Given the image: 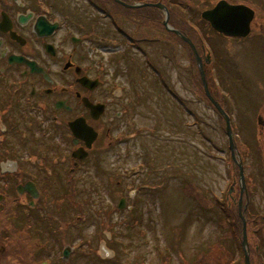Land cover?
I'll return each mask as SVG.
<instances>
[{
    "label": "rangeland",
    "instance_id": "rangeland-1",
    "mask_svg": "<svg viewBox=\"0 0 264 264\" xmlns=\"http://www.w3.org/2000/svg\"><path fill=\"white\" fill-rule=\"evenodd\" d=\"M218 1L174 0L172 8L177 17H184L177 19V28L194 43L211 96L220 99L230 118L244 179L249 183L246 209L261 218L264 127L257 124V118L264 122V0H226L255 12L251 32L245 39L222 37L201 20L200 13ZM65 3L82 22L98 19L96 33L102 36L100 46L105 51L127 47L115 60L128 68L123 80L128 83L129 94L130 82L137 81L140 73L138 89L145 96L129 97L135 104L128 129L122 131L120 125L122 132L112 149L105 143L98 146L99 164L86 161L72 177L64 163L60 179L51 176L44 181L33 159H42L45 152L31 147L15 149L13 132L0 136V156L13 160V170L14 163L27 168L25 179L32 176L43 190L44 207L35 211L38 219L34 217L25 229L32 237L27 236L28 245H37L36 241L49 248V260L54 263L60 262L67 245L72 251L70 264H194L202 255L208 257L216 252V257V244L221 242L232 251L236 262L241 246L236 239L223 237L232 233L224 224L230 223L225 200L234 181L236 189L231 195L234 200L238 198L237 170L230 160L223 119L207 102L191 51L178 41L172 51L156 39L146 41L141 51H131L120 35L106 32V21L89 1ZM123 27L130 33L133 30L130 22ZM155 27L160 29L156 24L146 33H154ZM161 31L159 39L164 38L162 28ZM204 55H209L208 64ZM162 78L176 97L168 93L160 82ZM71 150L66 141L64 155L69 156ZM68 179L75 182L74 201L80 208L71 203L67 194ZM188 183L194 186L200 200L193 193H184ZM122 197L128 208L118 210ZM244 209L239 210L237 205V213L246 224ZM259 229L257 219L252 233L246 230L249 251V244L260 235ZM13 248H18L14 237ZM38 253L44 254L41 250Z\"/></svg>",
    "mask_w": 264,
    "mask_h": 264
},
{
    "label": "flooded vegetation",
    "instance_id": "flooded-vegetation-1",
    "mask_svg": "<svg viewBox=\"0 0 264 264\" xmlns=\"http://www.w3.org/2000/svg\"><path fill=\"white\" fill-rule=\"evenodd\" d=\"M85 1L94 5L95 11L96 7L99 9L100 18L106 21V32L120 35L131 51H141V45L150 39H156L164 48L172 50L177 41L183 44L178 40V34L188 38L177 28L179 17L172 8L174 0ZM158 4L160 7L156 6ZM66 6L65 0H0V136L13 132L15 149L31 147L45 152L42 159L30 155L38 162L44 181L51 176L60 179L62 174L59 176V172L64 163L76 166V169H70L74 173L82 164L71 154L76 149H86L85 142L74 138L70 124L78 121L77 128L83 126L93 130L95 138L83 163H99L98 146L105 143L106 148L112 149L120 133L128 129L129 113L134 106L129 97L145 96V92L138 89L139 72V79L130 82L132 94H129L128 83L123 80V72L128 68H122L115 60L127 47L108 50L106 41L105 51L100 46L102 36L98 37L96 33L98 19L88 21V24L82 22ZM140 9L148 11L138 12ZM166 12L169 30L162 22ZM125 22L132 23L131 33L125 31ZM156 24L159 30L155 27L154 33H146ZM161 28L165 34L159 39ZM203 57L206 59L205 55ZM133 69L137 70L136 67ZM159 76H162L161 72ZM160 82L176 97L165 78ZM89 105L96 108L91 110ZM120 125L124 128L121 132ZM66 141L72 148L69 156L63 151ZM3 160L0 156V264H66L61 260L51 262L49 249L42 246V251L47 254H38L35 250L41 245L36 248L28 245L27 236L30 235L25 229L34 217L38 219L35 211L44 207L41 203L43 190L32 176L25 179L26 167L14 163L13 170V160ZM2 166L6 172H2ZM29 182L37 189L36 198L23 190ZM18 186L21 187L19 191ZM13 237L17 241L16 250ZM44 257L47 258L41 260Z\"/></svg>",
    "mask_w": 264,
    "mask_h": 264
},
{
    "label": "water",
    "instance_id": "water-1",
    "mask_svg": "<svg viewBox=\"0 0 264 264\" xmlns=\"http://www.w3.org/2000/svg\"><path fill=\"white\" fill-rule=\"evenodd\" d=\"M124 5L123 3H121ZM126 6V5H124ZM156 6H159L156 5ZM160 7V6H159ZM162 9H165L162 6ZM167 18L168 14L166 12V17L163 20V25L167 30ZM201 18L208 22L211 26L212 29H214L216 32L224 34L226 36L230 37H240V38H245L248 36L250 32V24L251 21L254 18V12L251 10L249 7H246L244 5H231L227 3L225 0H220L219 2L216 3V5L209 9L205 10L201 13ZM176 34L178 32L172 31ZM179 35V34H178ZM180 36V35H179ZM181 37V36H180ZM181 39L187 43L192 50L196 63L199 68V73L202 81V87L204 89L205 95L207 99L210 101V103L213 105V107L216 109V111L222 116L225 124V134L228 139V149L230 151L231 159L232 161L237 165L238 167V177L239 181L241 183L240 187V195H239V200H238V208L240 210L241 208V195L245 189V182H244V176H243V168L242 164L239 160H236V146L233 140V134L231 130V125H230V119L228 115L224 112V110L220 107V105L211 97L207 83L205 81L204 73L202 71V63L201 59L199 58L197 51L194 47V45L190 42L188 38L181 37ZM77 123L78 121L74 122L73 124H70L71 131L73 135L76 138H79L83 140L86 143V147H90V144L92 143L94 139V132L92 131L91 128L87 127H81L77 128ZM258 124L262 125L261 118L258 117ZM92 132L93 135L90 133ZM82 149H79L75 152H73L72 156L75 158H84V154ZM238 157V156H237ZM239 159V158H238ZM24 190H27L29 192L35 191L31 185H26L24 187ZM232 188L230 189V191ZM123 206V200L120 203L119 208H122ZM241 247L243 249L244 253V263L245 264H250L249 261V256H248V246H247V236H246V227H245V222L242 217V237H241ZM66 255V253H64Z\"/></svg>",
    "mask_w": 264,
    "mask_h": 264
},
{
    "label": "trees",
    "instance_id": "trees-1",
    "mask_svg": "<svg viewBox=\"0 0 264 264\" xmlns=\"http://www.w3.org/2000/svg\"><path fill=\"white\" fill-rule=\"evenodd\" d=\"M103 2H106V0H103ZM104 4V3H103ZM138 12H147L148 10L146 9H140L137 10ZM184 23L187 25L186 21ZM184 44V43H183ZM185 45V44H184ZM186 46V45H185ZM220 104L222 102L220 101L219 98H215ZM209 103V101L207 100ZM135 104V103H134ZM210 104V103H209ZM237 170V168H235ZM246 190L249 193V183L246 181ZM236 189V188H235ZM184 193L187 195L190 193H193L194 197L198 200H200V196H198L195 191H194V186L190 183L186 184L185 187H183ZM238 193H239V188H238ZM75 194L74 188L72 186L70 187V197L72 198V202L74 200L73 196ZM235 197V196H234ZM237 196L235 197V200L232 199L231 196L226 197L225 200V211L229 220V224L224 222L225 225L230 226V229L232 231L231 234L225 233V237L223 238H234L236 239V242L238 245H240L241 241V230H242V221L240 216L237 213ZM244 203L246 200L248 201V194L246 193L245 197H243ZM202 203V201H201ZM243 203V204H244ZM203 204V203H202ZM205 206V205H204ZM248 211V212H247ZM245 220H246V230L252 233L251 229L253 227V224L257 222V219L260 220V229H259V237L253 241L252 244H249V260L250 264H264V215L261 218H257L256 215H252L249 211V209H246L245 212ZM130 222V221H129ZM229 235V236H228ZM252 235V234H250ZM215 249V248H214ZM216 250L218 252V255L214 257V253H209L210 255L206 257V255H202V257L194 264H244V257H243V251L240 250L239 254V259L234 262L233 261V253L232 251L224 246L221 242L216 244ZM168 261V260H167Z\"/></svg>",
    "mask_w": 264,
    "mask_h": 264
}]
</instances>
